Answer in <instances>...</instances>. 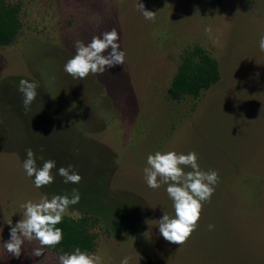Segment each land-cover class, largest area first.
<instances>
[{
    "label": "rangeland",
    "instance_id": "374dc122",
    "mask_svg": "<svg viewBox=\"0 0 264 264\" xmlns=\"http://www.w3.org/2000/svg\"><path fill=\"white\" fill-rule=\"evenodd\" d=\"M1 1L17 6L20 28L13 43L0 46V264H58L64 253L45 247L43 256L32 257L38 242H25L17 259L2 245L10 238L7 222L22 219L21 204L52 197L23 170L17 152L22 123L36 131L35 120L46 119L54 129L65 115L84 117L77 140L80 135L87 143L93 162L102 160L74 170L91 193L89 202L106 213L90 228L95 245L87 252L100 256V264H120L124 257L146 264V255L154 264H264V52L258 46L264 0ZM140 2L156 12L154 22L145 20ZM113 28L123 66L82 80L63 70L76 40L88 43ZM195 46L218 61L220 78L198 96L170 98L176 68ZM21 79L39 84L28 111ZM47 99L61 110L38 105ZM65 141L77 144L39 135L35 155L73 165ZM156 151L195 152L201 170L219 176L196 230L181 246L159 232L163 214L175 215L167 185L152 189L144 179L147 157ZM54 178L60 190L67 188L59 174ZM65 214L80 212L70 206Z\"/></svg>",
    "mask_w": 264,
    "mask_h": 264
},
{
    "label": "clouds",
    "instance_id": "9594fccd",
    "mask_svg": "<svg viewBox=\"0 0 264 264\" xmlns=\"http://www.w3.org/2000/svg\"><path fill=\"white\" fill-rule=\"evenodd\" d=\"M137 8L145 20L155 21L156 12L146 10L141 2ZM204 31L211 35L212 29L208 26ZM258 46L260 51L264 52V36H261ZM74 47L75 55L67 60L63 68L73 79L82 80L89 74L103 75L106 71L125 63V52L121 50L119 33L115 28L93 36L88 43L76 40ZM38 87L39 84L35 81L20 80L18 91L22 94L25 111L30 109L35 100ZM40 159L43 160V157ZM22 167L28 177H34L33 183L36 188L54 182L52 169L56 167V161L43 160L42 166L38 167L36 155L31 148L26 150ZM143 172L149 188L158 189L162 184L167 185L166 192L173 203L174 217L170 218L169 215L163 214L159 219L160 235L172 244L178 246L185 244L198 226L203 204L211 200L215 185L219 181L218 173L215 170L202 171L195 152L178 154L175 151H156L149 154ZM58 174L66 184H78L82 179L71 164L59 167ZM79 201L80 193L74 188L71 196L53 195L51 199L44 196L39 202L29 200L21 204V208L24 209L22 219L14 225L11 220L7 222L10 226V238L3 241V248L12 257L19 259L25 242L35 241L38 242V246L33 248L31 256H43L45 247L55 248L61 243L63 230L57 225L62 222L69 207ZM213 227L209 225L210 230ZM100 261V256L81 251L79 247L58 257V264H100ZM120 264H129V258L124 257Z\"/></svg>",
    "mask_w": 264,
    "mask_h": 264
},
{
    "label": "trees",
    "instance_id": "16d2710c",
    "mask_svg": "<svg viewBox=\"0 0 264 264\" xmlns=\"http://www.w3.org/2000/svg\"><path fill=\"white\" fill-rule=\"evenodd\" d=\"M20 28V22L17 15V6L9 3H5L0 0V46L9 45L15 40ZM220 78V69L218 61L208 54L200 46H195L179 63L176 71L171 79L170 86L168 88V95L170 98L177 99L183 95L198 96L202 90L209 88L212 84L216 83ZM38 96H36L37 100ZM40 100V98L38 99ZM46 102V104H45ZM45 102L41 101V105H45L48 109L61 110V107L47 99ZM37 108V106H36ZM34 107V109H36ZM62 114H60L61 116ZM21 118V117H20ZM84 117H76L72 115H65L58 118V123H56V128L51 126L47 127L48 120H41L39 118L35 120V130L30 131L27 128L26 120L23 122L24 118H21L23 122L24 130L19 131V149L17 152L22 157V160L26 158V150L31 148L34 153L40 152L37 146V136H42L43 139H49L50 141H56L59 139H73L77 144L71 142H66V146H71L70 150L67 151V157L69 161H74L73 167L78 168L75 164L81 166L92 165L100 162H93L91 159L90 150L87 147V143L79 135L82 141L78 142L77 133L78 126H84ZM33 125V124H32ZM75 145V146H72ZM25 150V151H23ZM71 152V153H70ZM37 166H42L43 160L36 155ZM59 165L52 169V174L54 176L58 174ZM64 167H67L64 165ZM34 180V177H33ZM58 183L53 182L50 187L44 186L39 188L44 194L49 196L53 195H69L71 196L72 190L76 187L81 188L80 201L79 203L72 205L73 208L80 212L78 217H72L70 215L64 214L62 222L57 225V227L63 230V239L60 244H58L55 250H60L64 253H71L75 248L79 247L81 251L89 252L93 250L95 241L94 235L90 231L94 220L100 217V214L105 210L94 202L91 204L89 202V196L91 193L85 192L86 187H82V184H72L69 183L67 188L60 190L57 187ZM68 189L70 193H68ZM84 190V191H83ZM96 194H94L95 196ZM101 195V194H99ZM106 214V213H105ZM146 264H154L153 260L149 255H146Z\"/></svg>",
    "mask_w": 264,
    "mask_h": 264
}]
</instances>
